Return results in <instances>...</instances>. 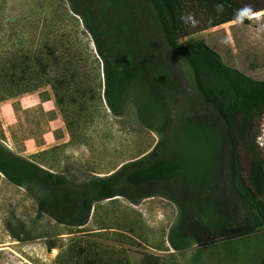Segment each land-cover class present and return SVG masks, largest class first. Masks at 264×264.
<instances>
[{
  "label": "rangeland",
  "instance_id": "374dc122",
  "mask_svg": "<svg viewBox=\"0 0 264 264\" xmlns=\"http://www.w3.org/2000/svg\"><path fill=\"white\" fill-rule=\"evenodd\" d=\"M239 1L249 24L230 22L181 37L178 43L204 41L226 66L264 81V0ZM102 3L88 0L79 7L94 17ZM127 7L135 11L147 37L145 50H156L153 57L161 69L144 72L149 75L146 82L160 89L135 85L119 117L102 103L82 113L60 106L49 88L6 100L0 103L3 142L15 155L64 174L74 184L107 177L158 144L157 153L171 164L182 160L184 175L146 186L144 191L165 195L146 208L126 197L96 202L88 223L76 227L60 224L40 209L49 193L39 183L18 185L0 172V264H261L264 229L232 241L198 245V236L241 223L253 212L233 185V154L223 143L218 112L204 102L190 67L153 25L149 2L127 0ZM45 28L66 29L70 47L83 56L84 67L85 60L95 56L92 37L69 0H0V54L14 47L17 35L32 42ZM152 90L158 91L157 100H150V107L155 106L147 113L144 101ZM218 139L221 146L209 147V141ZM256 144L261 150L262 137ZM240 149L246 164L249 153Z\"/></svg>",
  "mask_w": 264,
  "mask_h": 264
},
{
  "label": "trees",
  "instance_id": "16d2710c",
  "mask_svg": "<svg viewBox=\"0 0 264 264\" xmlns=\"http://www.w3.org/2000/svg\"><path fill=\"white\" fill-rule=\"evenodd\" d=\"M69 1L92 37L95 56L88 57L84 67L83 56L70 47L66 29L45 28L32 42L16 34L14 47L0 54V103L49 88L60 106L76 107L82 113L89 105L102 103L119 117L135 85L160 89L155 83L150 86L146 82L149 75L144 70H159L161 63L153 57L155 49L145 50L147 37L135 11L127 7V0H102V10L94 17L82 13L79 7L88 0ZM147 1L154 11L153 25L175 55L190 67L204 102L218 112L225 130L223 143H228L233 154V185L253 212L252 218L241 223H227L198 236V245L207 247L254 235L264 229V81L226 66L219 53L204 41H191L185 46L178 43L181 37L230 22L249 24L246 7L239 0ZM157 92L152 90L144 101L143 110L147 113L155 106L150 107L149 102L157 100ZM239 128L245 144H241ZM215 136L219 137L216 133ZM259 137L261 150L256 144ZM4 138L0 122V172L18 185L39 183L49 193V199L40 202V209L69 226H85L96 202L116 197L138 202L152 194L144 191L146 186L169 183L185 172L182 160L171 164L157 153L158 144L145 158L125 164L107 177L74 184L64 174L15 155L5 146ZM221 141H209V147L221 146ZM241 147L249 153L246 164Z\"/></svg>",
  "mask_w": 264,
  "mask_h": 264
},
{
  "label": "crops",
  "instance_id": "0c3cea01",
  "mask_svg": "<svg viewBox=\"0 0 264 264\" xmlns=\"http://www.w3.org/2000/svg\"><path fill=\"white\" fill-rule=\"evenodd\" d=\"M148 154H144L143 156H141L139 159H142V158H145L146 156H147ZM138 160V159H137ZM136 161V160H135ZM124 164H126V163H124ZM119 169V168H118ZM116 170H114V171H112L111 173H113V172H115ZM52 172H54V171H52ZM110 173V174H111ZM153 187H155V186H153ZM164 188V187H163ZM146 192L147 193H149V191H147L146 190ZM150 197H146V198H144V199H141V200H139L138 202L139 203H136L137 205H141V206H145V208H146V205L150 202V201H152L153 199H157V198H164V196L165 195H160V194H158V193H152L151 195H149ZM117 198H119V197H116V198H114V199H109L108 201H116L115 199H117ZM133 203V202H132ZM134 204V203H133ZM90 218H91V216H90Z\"/></svg>",
  "mask_w": 264,
  "mask_h": 264
},
{
  "label": "bare ground",
  "instance_id": "6f19581e",
  "mask_svg": "<svg viewBox=\"0 0 264 264\" xmlns=\"http://www.w3.org/2000/svg\"><path fill=\"white\" fill-rule=\"evenodd\" d=\"M253 16H255V15H253ZM253 16H251V17H253Z\"/></svg>",
  "mask_w": 264,
  "mask_h": 264
},
{
  "label": "built area",
  "instance_id": "2783aa9c",
  "mask_svg": "<svg viewBox=\"0 0 264 264\" xmlns=\"http://www.w3.org/2000/svg\"><path fill=\"white\" fill-rule=\"evenodd\" d=\"M261 145L263 146V143Z\"/></svg>",
  "mask_w": 264,
  "mask_h": 264
}]
</instances>
